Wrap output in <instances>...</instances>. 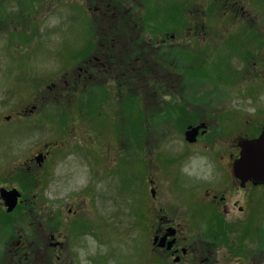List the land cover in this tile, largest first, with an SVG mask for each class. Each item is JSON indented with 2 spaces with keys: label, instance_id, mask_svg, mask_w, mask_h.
Masks as SVG:
<instances>
[{
  "label": "rangeland",
  "instance_id": "1",
  "mask_svg": "<svg viewBox=\"0 0 264 264\" xmlns=\"http://www.w3.org/2000/svg\"><path fill=\"white\" fill-rule=\"evenodd\" d=\"M78 1L0 0V178L6 180V176L11 175L10 171H15V175L18 174L17 185L13 184L24 193L23 197L26 201V209L19 208L18 226L15 223L6 224L0 221L1 226L5 227L2 234L12 232L17 227L12 242L27 241L36 245L38 257L33 264L57 263L55 257L60 254L49 247L51 242L49 237L53 234L63 243L61 251L70 255L69 264H93V261L96 264H139L144 254L145 260L148 259V247L143 246L146 232L142 231L140 236L137 230L139 221L135 215L129 214L133 194H127L130 196H126L127 205H122L124 212L119 208L127 188L132 190L138 184L143 187L145 177L143 169L146 165L149 167L150 163L155 164L156 161L151 158L153 154L147 155L145 163L141 160L137 161V164L121 162L115 177L109 184L111 193L118 195V204L115 202L116 197L110 203L108 202L109 205L104 204L100 195L96 200V205L92 208L91 199L84 194L91 188L85 187L91 183L88 179H90L92 170L88 168H90L92 159L94 164L91 168L99 171L98 179L101 183L98 185L99 194L103 189V184H107L108 177L114 176L115 169L112 167L108 169L110 165L108 150L113 139L112 133L115 132L117 126L115 121L110 118L95 119L93 125L97 133L94 137L92 133L89 134L91 141L87 147H84V153L79 156L80 146L86 144L80 134L78 135L84 128L82 122H79L76 127L77 132L64 138V147L58 151L59 155H54L43 165L36 164L35 166L34 161L30 162V159H34V155L43 149L45 144L56 141L59 137L63 139L61 136L64 137L59 116L60 110L58 106L49 107L46 101H61L59 95L64 85L63 80L66 78L69 83L73 78L72 70H65V66L69 67L71 64L68 56H74L75 51L83 45L82 39H85L87 35V15L76 5ZM257 2L258 5L253 6L251 11L256 15L252 24L254 35L244 34L242 29L239 32L224 35L222 32L225 27L219 25L220 20L208 21L207 30L214 27L218 31L222 30L219 34H223V37L218 38L214 35L215 43L210 44L212 47L203 49L208 52L199 59L202 69H199L198 73L200 76L204 75L202 78L195 79L188 72H184L182 77L178 74H166L167 80L170 77L176 80L174 88L176 92L184 91L186 95L196 96L192 92L196 90L195 92L198 91L197 96L205 100L221 101L220 115L233 119L230 121L236 122V125L238 119L243 116L253 121L259 119V117L256 118V113L258 115L260 110L264 112V69L259 70L262 80L246 83H242L238 69L240 60L245 58L244 54L252 56V49H256L255 45L264 61V0H257ZM89 6L91 9L97 6V1H89ZM91 9L88 11L89 14L92 12ZM94 17L91 13V18ZM146 18L147 25L155 23L154 11L151 8L148 9ZM210 33L215 34L216 31L212 29ZM253 36L258 40L257 42L252 39ZM207 39L208 42H213V39ZM186 40L187 38H183L182 34L178 33V41L175 42L183 46V49L189 50L190 47V52L193 49L197 50L191 47ZM255 63L259 65L260 61L252 60V64ZM151 76L147 74V83L143 84V88H139L137 84L131 86L130 101H133L135 96L143 97L153 90L151 87L153 84L150 82ZM52 84L54 85L52 90L47 89ZM144 85L148 86V90ZM166 90L171 91L168 86L163 89V92ZM144 91L147 92L142 94ZM135 93L139 94L134 96ZM163 101L180 100L177 96L171 95ZM243 103L246 104V110H244ZM33 106L35 110H32ZM209 108L212 107L209 106ZM172 113L180 114L177 109ZM211 113H214L213 108ZM197 114H203L202 110ZM7 116L9 119H6ZM205 119H210V117ZM126 120L125 136H137L142 129L140 121L132 114L128 115ZM172 127L163 126L161 129V137L165 139L159 151L171 152L181 149L182 134H177ZM253 132L254 128L251 129L250 134ZM84 140L89 139L84 137ZM58 143L61 142L58 141ZM137 151L134 148L133 154ZM119 155L117 152L116 157L119 158ZM154 157L157 159L158 155L157 158L155 155ZM157 163L160 164L158 160ZM54 169H56L55 172ZM49 172L50 174L57 173V175L48 180ZM122 176L127 177L125 181L119 180ZM180 180L186 185L194 183L193 180L185 177ZM164 181H159L160 186ZM6 183L10 184L8 181ZM178 186V182L170 183L172 195L185 197ZM141 187L138 193L142 197ZM165 189L166 184L161 193L164 196L160 195L163 204L172 210L173 215L182 216L178 211L181 209L177 201L187 205V196L183 200H171V196L165 194ZM147 198V206H149L151 202ZM137 201L136 199L135 202ZM75 213H77L76 216H74ZM252 217L257 219L256 225L260 221L258 218L264 221V201L258 203ZM64 219L67 223H60L57 227L58 220L62 222ZM77 221H82V223L77 225ZM246 239L250 241L251 235H247ZM5 240L3 236L0 243ZM262 244H264L263 239ZM47 247L48 251L45 250ZM217 248L216 244L214 250L217 251ZM220 250L215 258L222 259L223 254Z\"/></svg>",
  "mask_w": 264,
  "mask_h": 264
},
{
  "label": "flooded vegetation",
  "instance_id": "2",
  "mask_svg": "<svg viewBox=\"0 0 264 264\" xmlns=\"http://www.w3.org/2000/svg\"><path fill=\"white\" fill-rule=\"evenodd\" d=\"M80 1L87 7V15L91 9L89 1H97V6L91 9L97 17L89 19V28L95 26V29L91 39L87 40L88 55L81 57L69 83L66 78L63 80L62 101H59L61 113H67L79 101H92L93 112L99 105L109 110L114 105L130 104L132 84L147 83V74L152 75L150 82L155 89L164 81L166 86L174 89L176 80L173 77L167 80V75L163 74L177 72L180 52L188 54V62L195 59L196 53V49L190 52V47L189 50L181 49L183 46L175 42L178 33L187 38L193 48L196 44L205 46L209 36L208 21L220 20L221 25L230 27L247 26L253 22L252 7L258 5L257 0ZM149 8L154 11L155 22L150 26L146 18ZM184 28L186 33H182ZM139 104L144 107L143 117H147L149 110L151 120L162 116V101H147L142 97ZM218 121L198 117L193 126L203 127L196 140L185 143L179 152L165 155L159 151L157 135L147 136L148 131H143L144 146L137 159L145 163L147 155L153 154L151 158L156 162L143 169V187L138 184L132 190L127 188L121 202L126 206V199L130 196L126 197V194H133L129 213L138 218V231L141 234L146 232L143 246L148 247V259L145 260L144 254L143 264H264V221L258 218L260 221L256 225L257 219L252 217L258 203L264 201V183L242 181L233 174L232 163L240 154L242 128L228 119L224 125ZM263 127L252 138L257 137ZM56 149L47 146L41 152L43 164L54 157ZM195 152L200 156L198 169L191 165ZM119 153L123 154L125 150L119 148ZM154 155L158 158L155 159ZM109 157L115 159L114 154ZM127 157L130 158L129 152ZM127 157L121 155V160ZM54 175L49 172L48 180ZM182 177L194 183L186 185L180 180ZM160 180H165L162 186ZM174 182H178L185 197H176L169 191L170 183ZM164 184L165 194L172 200H183L187 196V205L177 201L182 216L173 215L160 199L164 196L161 195ZM139 187L142 197L138 193ZM146 198L151 202L149 206ZM0 208H3L1 200ZM204 214L208 215L202 216ZM247 235H251L250 241H247ZM58 243L53 249L61 251L63 245ZM216 244L217 249H221L222 259L215 258ZM29 255L30 250L23 243L13 250L7 249L10 258L0 260V264H32ZM58 259L59 264H68L66 257L59 256Z\"/></svg>",
  "mask_w": 264,
  "mask_h": 264
},
{
  "label": "water",
  "instance_id": "3",
  "mask_svg": "<svg viewBox=\"0 0 264 264\" xmlns=\"http://www.w3.org/2000/svg\"><path fill=\"white\" fill-rule=\"evenodd\" d=\"M191 135L193 132L187 133L188 138ZM235 167L244 176L264 182V131L258 140L242 144L241 158ZM0 193L8 211L12 210L20 196L19 193L15 190H1Z\"/></svg>",
  "mask_w": 264,
  "mask_h": 264
}]
</instances>
